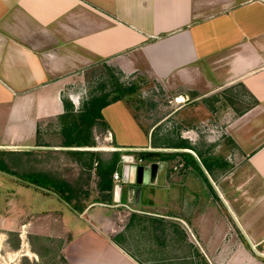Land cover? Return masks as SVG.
<instances>
[{"label":"crops","instance_id":"obj_1","mask_svg":"<svg viewBox=\"0 0 264 264\" xmlns=\"http://www.w3.org/2000/svg\"><path fill=\"white\" fill-rule=\"evenodd\" d=\"M99 66L141 73L175 99L170 127L162 117L148 131L114 102L95 131L107 147L77 148L134 155L140 201L132 184L115 199L123 163L112 202L97 200V160L83 212L36 185L51 203L28 205L27 226L44 213L37 234L62 238L69 264H264V0H0V151L30 156L37 172L49 174L51 154L91 171L45 137L61 134L64 99L79 111L103 92Z\"/></svg>","mask_w":264,"mask_h":264},{"label":"rangeland","instance_id":"obj_2","mask_svg":"<svg viewBox=\"0 0 264 264\" xmlns=\"http://www.w3.org/2000/svg\"><path fill=\"white\" fill-rule=\"evenodd\" d=\"M98 69L100 77L110 79L108 85L102 89L103 91L114 89L117 79L125 87L137 86V90L131 91L130 95H127L123 101L130 108L144 130L148 131L152 124L162 117L166 118L164 125L170 127L169 112L172 105L171 101L175 99L172 97V91L169 87L151 81L148 77L141 75V73L138 74V72L123 75L116 69L112 70L104 66H99ZM93 77L94 75L92 79ZM95 86L97 85L94 84L92 88ZM111 93L113 94L114 92L111 91ZM229 94L233 95L234 89ZM243 94V89L238 86V105L245 107L246 102L244 103V100L246 98H244ZM57 121L58 119H56ZM103 128V124L97 125L96 129H94V136L95 131L97 135H101L104 131ZM50 133L51 136H46L45 139L55 142L63 140L60 128L52 127ZM41 140H44V136H42ZM96 147H107L102 137L100 138V146ZM77 148L80 147H67V149ZM99 153L101 156L106 154L101 151ZM0 157L6 161L12 170L22 175L37 172L39 169L34 168H40V166L35 167V163L31 162L32 158L30 156L14 152H3ZM41 157L38 156V159ZM71 158L67 154L63 156L51 154L50 158H48L49 162H51V169L48 172L58 179H64L73 184L78 191L77 200L90 204L98 194L91 186L90 176L92 170L88 171L78 165H73ZM39 164L41 165V162ZM37 188L35 184L20 176L0 171V264H69L61 252L62 238H50L37 234V232L43 231L42 220L45 217L44 213L42 214L41 212L38 218L36 217L35 219L38 227H34V225L27 226L28 220L32 219V216L27 211L28 205L43 209L51 203L43 192L36 194L38 192L35 191ZM86 191L90 193L89 196L85 194Z\"/></svg>","mask_w":264,"mask_h":264},{"label":"trees","instance_id":"obj_3","mask_svg":"<svg viewBox=\"0 0 264 264\" xmlns=\"http://www.w3.org/2000/svg\"><path fill=\"white\" fill-rule=\"evenodd\" d=\"M106 84V83H104ZM115 88L105 90L102 93L91 96L86 100L79 111L75 110V106L69 99H64L66 111L61 115L63 127L61 133L63 135V146L66 147H96L97 141L94 136V127L96 125L105 124L103 108L106 106L123 100L131 91H136L137 86L131 85L125 87L118 79L115 81ZM114 92L113 94L111 93ZM157 139L153 135V144L157 143ZM168 142L170 138L168 137ZM5 151H0L2 154ZM68 152L76 158V160L85 166L87 169H93L95 162L98 160L96 167V175L98 178L97 186L101 192L99 201H107L109 203L113 200L114 189V173L120 168L121 152L114 151L109 159H104L100 155V151L86 150V149H69ZM139 157H146L148 152H139ZM0 171L10 173L12 175L20 176L28 182L37 186L48 188L56 192L60 198L68 202L72 208L78 212H83L88 204L82 203L77 200V189L73 184L64 180L58 179L52 175L43 172H33L27 175L19 174L17 171L12 170L6 161L0 157ZM89 196V192H85ZM137 214L132 215V220ZM153 225V223L151 222ZM113 240L120 246H124L123 233H119L113 237ZM142 264L141 259H137ZM157 264H171L170 257H160Z\"/></svg>","mask_w":264,"mask_h":264},{"label":"water","instance_id":"obj_4","mask_svg":"<svg viewBox=\"0 0 264 264\" xmlns=\"http://www.w3.org/2000/svg\"><path fill=\"white\" fill-rule=\"evenodd\" d=\"M134 155H123L121 158V169H122V181L115 185V195L116 200H121V191L123 184L134 185V195L136 196V201H140V196L142 194V185L138 183L137 176L141 175L144 170V166L134 162Z\"/></svg>","mask_w":264,"mask_h":264},{"label":"built area","instance_id":"obj_5","mask_svg":"<svg viewBox=\"0 0 264 264\" xmlns=\"http://www.w3.org/2000/svg\"><path fill=\"white\" fill-rule=\"evenodd\" d=\"M138 161L139 162H142L143 161V159L141 158V157H138ZM114 180H116V181H119V180H121V175H120V172L117 170V171H115V173H114Z\"/></svg>","mask_w":264,"mask_h":264}]
</instances>
